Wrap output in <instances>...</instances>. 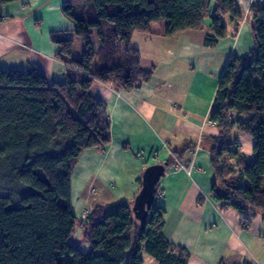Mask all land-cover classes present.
Listing matches in <instances>:
<instances>
[{
    "label": "trees",
    "instance_id": "1",
    "mask_svg": "<svg viewBox=\"0 0 264 264\" xmlns=\"http://www.w3.org/2000/svg\"><path fill=\"white\" fill-rule=\"evenodd\" d=\"M14 1L0 0V22L1 6ZM79 1L64 5L62 13L83 42L81 57H72L66 31H53L49 39L59 46L58 59L80 78L67 74L64 82L51 83L32 64L0 66V174L2 182L23 190L0 193V264H143L142 250L157 264H187L186 248L162 233L165 212L155 199L142 223L127 201L97 205L81 223L88 251L68 242L76 226L71 178L78 158L111 139L105 102L89 88L94 79L126 91L149 82L153 70L141 67L129 42L155 22L164 20L163 34L171 36L202 30L208 16L204 45L213 47L228 34L224 17L243 15L236 0ZM247 17L254 44L243 55L230 54L212 100L209 118L219 128V143L211 151V194L239 213L264 218V5L253 2ZM232 129L252 139V160L229 143ZM230 175L236 178L228 186Z\"/></svg>",
    "mask_w": 264,
    "mask_h": 264
},
{
    "label": "crops",
    "instance_id": "2",
    "mask_svg": "<svg viewBox=\"0 0 264 264\" xmlns=\"http://www.w3.org/2000/svg\"><path fill=\"white\" fill-rule=\"evenodd\" d=\"M253 2L236 3L242 19L225 16L228 34L213 47L204 45L209 17L202 30L165 36L163 21L153 23L150 32H134L129 46L138 50L141 67L153 70L151 80L137 88L126 91L92 81L89 93L105 102L111 139L103 149L81 152L71 178L73 213L75 204L80 212L102 204H132L144 170L164 164L155 204L165 212L164 237L186 248L187 264H264V218L244 215L223 202L219 206L211 198V151L219 143V128L209 118L212 100L230 54L243 55L254 44L247 17ZM79 3L15 0L2 5L0 66L32 64L51 83L64 82L67 74L80 78L81 73L58 59L59 46L49 39L53 31L74 34V24L62 7ZM214 7L212 1L209 15ZM195 60L199 68L192 65ZM205 60L215 63V68H203ZM229 143L245 155L252 154V139L236 129L231 130Z\"/></svg>",
    "mask_w": 264,
    "mask_h": 264
},
{
    "label": "rangeland",
    "instance_id": "3",
    "mask_svg": "<svg viewBox=\"0 0 264 264\" xmlns=\"http://www.w3.org/2000/svg\"><path fill=\"white\" fill-rule=\"evenodd\" d=\"M236 3H237V6L241 5V0H236ZM163 21L164 20H160L159 22H163ZM71 37L73 38V51H74L72 57L75 58V57L78 56L77 58H80L81 57V53H82L83 48H84L83 42H82V40L79 37L75 36L74 34H71ZM192 65L195 66L196 68H199L201 66L197 60H195V62H192ZM203 65H204L203 68L209 66L210 68L214 69L216 64L212 63L211 60L210 61L205 60V62H203ZM4 67H8V65H5ZM4 69H7V68H4ZM218 80H219V78L217 77V83H218ZM156 83L158 84V82H156ZM245 156L252 160L253 153L252 154H247ZM3 190L12 191L14 193L23 192V190L17 185H9V184H5L4 182H2L1 174H0V193L5 192ZM211 198L214 199L212 194H211ZM215 200L217 201V203H219V206H220L222 201L221 200H217V199H215ZM77 205L78 204H75V208H74V215L76 217V226H75V230H74L73 234L70 236L68 242L71 245H73L75 247H78L82 251H88L87 249L90 248V245L87 242V240L83 237L84 227H83V225L81 223L84 220L82 215L84 216V214H86V212L89 211V210L85 209L84 212H82V211L80 212V211L77 210V207H76ZM135 223L138 224L136 221H135ZM140 255H141L142 259H143V264H157V262L152 257L147 255L143 250L140 252Z\"/></svg>",
    "mask_w": 264,
    "mask_h": 264
},
{
    "label": "water",
    "instance_id": "4",
    "mask_svg": "<svg viewBox=\"0 0 264 264\" xmlns=\"http://www.w3.org/2000/svg\"><path fill=\"white\" fill-rule=\"evenodd\" d=\"M163 175L164 164H152L142 173L141 188L131 204L133 217L140 223L143 222L144 217L147 215L155 199L157 184ZM234 178L236 177L232 176L231 181H228V186L233 183Z\"/></svg>",
    "mask_w": 264,
    "mask_h": 264
},
{
    "label": "built area",
    "instance_id": "5",
    "mask_svg": "<svg viewBox=\"0 0 264 264\" xmlns=\"http://www.w3.org/2000/svg\"><path fill=\"white\" fill-rule=\"evenodd\" d=\"M254 2L264 5V0H254Z\"/></svg>",
    "mask_w": 264,
    "mask_h": 264
}]
</instances>
